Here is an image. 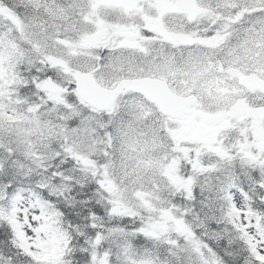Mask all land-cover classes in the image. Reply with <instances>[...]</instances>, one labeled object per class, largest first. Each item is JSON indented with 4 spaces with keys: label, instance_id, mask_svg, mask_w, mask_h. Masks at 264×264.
<instances>
[{
    "label": "snow or ice",
    "instance_id": "obj_1",
    "mask_svg": "<svg viewBox=\"0 0 264 264\" xmlns=\"http://www.w3.org/2000/svg\"><path fill=\"white\" fill-rule=\"evenodd\" d=\"M0 264H264V0H0Z\"/></svg>",
    "mask_w": 264,
    "mask_h": 264
}]
</instances>
